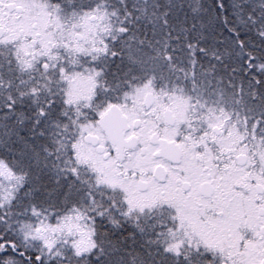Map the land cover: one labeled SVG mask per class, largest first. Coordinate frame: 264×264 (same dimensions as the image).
I'll use <instances>...</instances> for the list:
<instances>
[{"label": "snow or ice", "instance_id": "1", "mask_svg": "<svg viewBox=\"0 0 264 264\" xmlns=\"http://www.w3.org/2000/svg\"><path fill=\"white\" fill-rule=\"evenodd\" d=\"M0 264H264V0H0Z\"/></svg>", "mask_w": 264, "mask_h": 264}]
</instances>
